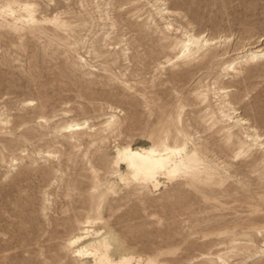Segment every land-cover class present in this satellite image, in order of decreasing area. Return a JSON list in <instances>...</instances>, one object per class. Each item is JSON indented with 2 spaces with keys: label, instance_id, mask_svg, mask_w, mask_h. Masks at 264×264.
I'll return each mask as SVG.
<instances>
[{
  "label": "rangeland",
  "instance_id": "rangeland-1",
  "mask_svg": "<svg viewBox=\"0 0 264 264\" xmlns=\"http://www.w3.org/2000/svg\"><path fill=\"white\" fill-rule=\"evenodd\" d=\"M30 1L36 29L0 27V116L9 120L0 126V264H91L73 248L101 240L111 257L141 264H264L253 260L264 242V156L242 145L243 131L208 95L231 91L264 134V61L220 71L243 46L264 43V0H165L180 13L175 29L233 39L222 61L199 65L163 48L145 0ZM127 45L130 60L113 65ZM110 114L111 131H61L84 119L100 129ZM183 134L203 155L190 176L157 190L120 181L116 149L181 144Z\"/></svg>",
  "mask_w": 264,
  "mask_h": 264
},
{
  "label": "bare ground",
  "instance_id": "bare-ground-1",
  "mask_svg": "<svg viewBox=\"0 0 264 264\" xmlns=\"http://www.w3.org/2000/svg\"><path fill=\"white\" fill-rule=\"evenodd\" d=\"M49 2L54 3L55 0H49ZM56 2L60 3V0H56ZM145 2L153 9V12H150L152 21L157 22L156 25L159 28V32L167 37V41L162 43L163 48L172 50L171 52H175L176 56L180 55L188 63L195 65L214 60L219 62L223 60V57L229 55L231 51L230 46L233 41L231 37L210 38L206 34L197 33L193 27L189 30L183 29L181 32L182 28L175 29L172 24L173 22L171 23L170 20L171 16H179L180 13L171 9L165 0H145ZM36 12L37 5L30 0H3L0 3V27H6L13 32L36 29L38 27ZM139 33H144L142 27L139 28ZM178 33H181V35L177 36ZM129 51L130 47L127 45V47L120 49V51L113 52L111 60L113 61V65L120 60L129 61ZM262 61H264V43L255 47L246 45L235 54L234 59L224 61L220 71L224 77H229L231 73L238 74L239 69L246 65ZM79 62H81L83 68H88L89 65L84 58L80 57ZM89 68L91 67L89 66ZM208 93V95L216 98L218 102L217 115H219L222 121L232 128L238 127L243 131L240 138L242 145L255 148L256 151L264 156V134L250 123V120L244 118V116L242 117L238 109L232 105L229 98L231 91L224 87L214 86L212 89H208ZM117 121V117L114 114H110L105 117L101 124L102 127L97 129L94 125L90 124L89 120H71L62 126L61 131L70 136H92L98 130L100 132L113 130L116 127ZM8 124L9 120L7 117L3 118L0 116V126L5 127ZM182 136L181 144L174 143L173 145H167V143H159L139 147L127 145L124 148L120 147L121 149H116V165L123 164L126 170L125 176L122 173L118 175L120 181L130 182L146 190H157L161 186L179 178L190 176L192 165L199 159H202L203 155L192 145V142L185 134ZM204 149L203 151L206 150ZM46 153L48 156L53 154L51 151H47ZM12 162L15 164L11 168L19 165L16 160ZM85 224L90 225L93 223L86 221ZM85 232L86 234H97L95 230H85ZM82 236L71 240L69 246L72 247L79 244ZM84 249L85 247H75L73 248V253L78 258L86 255L91 256L93 259L91 264H141L143 262L141 257L131 255H123L116 258L111 257L108 243L104 240L95 244L91 250ZM256 254L257 256H254L253 260L264 255V242Z\"/></svg>",
  "mask_w": 264,
  "mask_h": 264
}]
</instances>
